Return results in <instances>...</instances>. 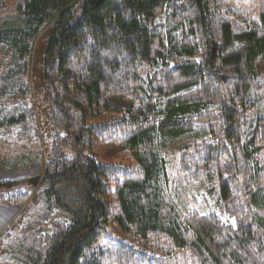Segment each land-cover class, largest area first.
I'll use <instances>...</instances> for the list:
<instances>
[{"label": "trees", "instance_id": "obj_1", "mask_svg": "<svg viewBox=\"0 0 264 264\" xmlns=\"http://www.w3.org/2000/svg\"><path fill=\"white\" fill-rule=\"evenodd\" d=\"M263 64L264 0H22L1 13L0 144L25 150L5 164L41 167L35 185L0 180L18 188L0 201L22 209L3 263L264 264ZM110 146L119 161L87 153ZM173 168L203 184L204 207L180 204Z\"/></svg>", "mask_w": 264, "mask_h": 264}, {"label": "rangeland", "instance_id": "obj_2", "mask_svg": "<svg viewBox=\"0 0 264 264\" xmlns=\"http://www.w3.org/2000/svg\"><path fill=\"white\" fill-rule=\"evenodd\" d=\"M4 2L2 7L0 8V14H7L11 10H13L14 6L21 2L22 0H1ZM47 28L42 32L41 36L43 37L46 33ZM45 37L44 36L42 39H38L36 50H35V55H34V67H33V74H32V79H33V86H34V94H36V91L39 86H42V71L41 67L39 66V62L42 60L43 52L45 50ZM260 72L263 74L264 77V64L260 65ZM32 94V96H34ZM36 108L38 112V121H39V126L41 129V142L43 145L44 152L46 153L45 155L49 154L50 151V145H51V135L50 133H53L54 129L50 123V119L47 116V105L45 99L38 100V105L36 102ZM185 140L178 141L176 144H173L170 153L174 151L175 148H177V145H180L183 143ZM119 149L114 146L110 147H99V148H94L92 150H87V153L91 156H97L98 159H100L103 162H112V161H119L120 156L117 155V151ZM24 148L18 147L15 145H3L0 144V180L6 179V178H27L30 182H32L33 178L40 176L41 174V167L40 165L38 166L36 164H30L28 167H20V166H13L9 167L5 163L6 159L10 156L13 155L16 157L18 161H24V159L19 156L20 153H22ZM63 152L66 156L68 157H73L76 154V151L70 147L64 146ZM173 175L174 178L177 179L175 182V187H176V192H179V201L180 204H184V206H192V207H204V204L201 203L200 200V195L203 190V184L202 183H196V184H190L188 181H186L182 174L178 171V169L173 168ZM32 184H34L32 182ZM35 185V184H34ZM18 188L16 189H2L0 190V195H4L7 192L12 193L17 191ZM21 208L18 207L15 204H8L0 201V211L2 214H0V219L4 218L7 220V218L10 216V214H16V216L21 212ZM15 216V217H16ZM59 216V214L57 215ZM14 217V218H15ZM221 218L224 219L226 223L233 224L234 223V217L232 215H229L224 212V215H220ZM13 218V219H14ZM13 219L10 221V223L5 224L4 229L0 230V264H4V254L7 251V245H6V239L4 236V230L10 225L14 224ZM14 263V262H13ZM12 263V264H13Z\"/></svg>", "mask_w": 264, "mask_h": 264}, {"label": "crops", "instance_id": "obj_3", "mask_svg": "<svg viewBox=\"0 0 264 264\" xmlns=\"http://www.w3.org/2000/svg\"><path fill=\"white\" fill-rule=\"evenodd\" d=\"M17 213L18 212L14 213V214H10V216L7 218V220H5L4 218L0 219V230L4 229L5 224L10 223V221L16 216ZM0 214H2L1 211H0Z\"/></svg>", "mask_w": 264, "mask_h": 264}, {"label": "water", "instance_id": "obj_4", "mask_svg": "<svg viewBox=\"0 0 264 264\" xmlns=\"http://www.w3.org/2000/svg\"><path fill=\"white\" fill-rule=\"evenodd\" d=\"M32 180H33L32 182L34 184H37L39 182V180H40V176H37V177L33 178Z\"/></svg>", "mask_w": 264, "mask_h": 264}]
</instances>
